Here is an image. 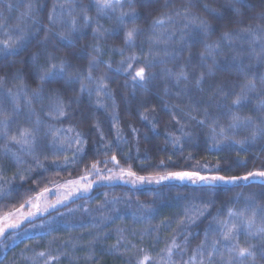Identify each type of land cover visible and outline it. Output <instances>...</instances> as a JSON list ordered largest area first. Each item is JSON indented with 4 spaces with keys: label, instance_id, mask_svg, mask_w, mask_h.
I'll use <instances>...</instances> for the list:
<instances>
[{
    "label": "trees",
    "instance_id": "obj_1",
    "mask_svg": "<svg viewBox=\"0 0 264 264\" xmlns=\"http://www.w3.org/2000/svg\"><path fill=\"white\" fill-rule=\"evenodd\" d=\"M122 4L98 13L95 0H0V41L14 45L0 44V112L9 117V136L35 132L29 145L0 135V218L60 185L97 178L96 170L136 178L187 172L199 181L97 184L7 233L0 264H136L145 255L148 264H208L214 239L224 259L217 254L213 264H225L218 219L235 221L228 209L247 216L255 208L256 226H264V177L210 179L264 172V0H131L135 17L120 23L121 11H132L128 0ZM133 27L139 31L126 44ZM130 56L137 57L132 73L144 67L145 81L117 71ZM49 57L67 61L70 77L41 82ZM181 71L187 79L178 80ZM250 80L255 89L242 93ZM236 95L244 97L239 106L232 105ZM234 243L255 253L245 264H264V233L241 226Z\"/></svg>",
    "mask_w": 264,
    "mask_h": 264
},
{
    "label": "snow or ice",
    "instance_id": "obj_2",
    "mask_svg": "<svg viewBox=\"0 0 264 264\" xmlns=\"http://www.w3.org/2000/svg\"><path fill=\"white\" fill-rule=\"evenodd\" d=\"M128 4H129V8L132 9L131 13H125L123 11H121L120 16L117 17V20L120 23L124 22V17L131 15L133 17H135V11L134 8L131 4V0H128ZM95 5L97 8V12L98 13H103L106 10H112V11H116V9L118 7H123L122 4V0H95ZM9 7H11V5H9ZM28 11L25 13H22V16H27L30 15V10H31V5L29 4L28 6ZM20 19V18H18ZM85 24H90L92 21V18L85 15L83 17ZM155 24H162L163 20H156L154 22ZM73 27L75 28L76 25V21L73 20L72 21ZM200 26L202 27L203 30L205 31H209L210 30V26L208 25V23L206 21L201 20L200 21ZM5 27V21L3 19H0V28ZM102 26H98L96 29H94V35H98L100 33V28ZM16 29L17 31H19L20 33H23V29L20 28L19 23L16 25ZM139 29L136 27L130 28L125 32V43L126 44H131L134 40V36L136 33H138ZM233 33H229V32H225L222 35V39H226V40H230L232 37ZM61 38L62 39H67L66 36H64V34H61ZM18 40H23L24 37L21 34L20 36L17 37ZM257 39H259V37H257ZM0 44H3V49L7 50V49H11L13 48V44H10L8 41H0ZM219 48V43H216L215 45H206V48ZM96 51H99V49H95ZM122 51V50H121ZM261 53H264V46L261 47ZM260 54H257V56H259ZM202 58H203V54H202ZM37 57L34 55L33 56V60H36ZM94 60V58H93ZM137 60V57L135 56H130L128 57L126 60H122L121 64L122 65H126V67H122V68H118L117 71H127L128 75L131 76V80L133 82H140V81H145L147 79V75H146V71L144 67H139L135 69L134 74L132 73V69H133V62ZM92 61H90V66H91ZM69 65L67 63V61L61 59L58 63L54 62V58L53 57H49L48 58V64L47 66H41L39 68V72H38V79L41 82L44 81H55L57 78H63L66 75H69L70 77V73H69ZM177 78L178 80L180 78L183 79H187V74L183 71L179 72L177 74ZM86 79L88 80H92L93 77L91 75V72H89L88 76L86 77ZM204 76L203 74L200 75L199 77H197L196 79V84L200 85L201 82L203 81ZM262 80H264V78H262ZM99 87L103 88L106 87V85H104L102 83V80L99 82ZM256 85L255 82L250 80L248 81V83L244 86V88H242V93L244 91V89H248V90H253L255 89ZM42 89H36L34 91L39 92ZM81 91H84V85L83 83L81 84ZM244 99L243 95H236L235 98L232 100V105L233 106H239L242 103V100ZM57 112L60 115L64 114L63 111V105L62 104H58L57 105ZM232 120L233 121H239L240 117L237 114H233L232 115ZM202 123V121H201ZM9 127V117L6 113L0 112V135H3L4 137L7 138V140L15 143V144H20V145H29L30 143H32L34 141V137H35V132L32 129L29 128H22L19 130V134L18 135H8V129ZM113 159H115V157H113ZM128 175L130 176H134L135 173L129 172ZM170 176L179 178V179H184V178H191L195 175H197L196 173H187V172H177V173H171L169 174ZM261 176L264 177V172H258V173H249L248 176L239 178V177H232L230 179V181L228 182H233L237 179H244L247 180L249 176ZM168 177H161L160 179H167ZM200 180H207L209 178L206 177H198ZM137 179L139 180H143V177H137ZM211 180L215 181V180H221L223 181L225 178L224 177H211ZM257 214V210L255 208L252 209V214L251 215H245V212L243 210L241 211H236L234 209H228L227 211V215L230 218H235V221H238L239 223L235 222L234 220H219L218 219V223L222 226L223 229H225L224 231L221 232V236H222V241L224 244V247L226 248V250L229 253V258L227 259V261H225V264H235V262H238V264H245V261L247 259H251L253 262L255 261V253L250 250V248H245V247H241L239 246L238 243H234V241L238 240V236H239V232H240V228L241 226L247 228L249 230V234H251V230L253 228L256 229L257 233H264V226H256L255 223V216ZM12 227H15V225H12ZM3 229L0 228V234L3 233ZM205 238L207 239V233H205ZM221 241H217V240H213L212 241V245H211V250L207 252L206 257H205V253L203 252V245L199 246V254L201 257H205L208 261V264H213V259L214 256H216L217 254H220V249L217 246L218 244H220ZM173 246L174 247H178V245H175V241H173ZM43 255V254H41ZM168 255L169 258L171 257V248L168 249ZM221 255V260H223V255ZM151 259V257L145 255L143 257V259L137 260L136 264H148V261ZM199 264H204V259H201L199 261Z\"/></svg>",
    "mask_w": 264,
    "mask_h": 264
},
{
    "label": "rangeland",
    "instance_id": "obj_3",
    "mask_svg": "<svg viewBox=\"0 0 264 264\" xmlns=\"http://www.w3.org/2000/svg\"><path fill=\"white\" fill-rule=\"evenodd\" d=\"M96 170L98 177L92 178L91 174L88 177H84L77 181H71L60 185L52 190L46 191L40 194L32 202L28 203L26 206L15 210L7 215L0 218V228L4 231L0 234V241L4 236L11 232L16 231L21 228L24 224L36 219L39 216H44L50 212H53L67 204L77 197L85 196L91 192L94 186L100 183H116L125 184L131 186H144L147 184H158L165 181H180L194 184L196 183L195 176L191 178L179 179L176 177H168L167 179H160L165 176L148 177L143 180L137 179L135 176H130L126 173H121L117 171H108L105 173H99ZM170 176V175H169ZM167 177V176H166ZM199 181V180H197ZM222 183H231L228 180H223ZM15 225V227H12Z\"/></svg>",
    "mask_w": 264,
    "mask_h": 264
}]
</instances>
